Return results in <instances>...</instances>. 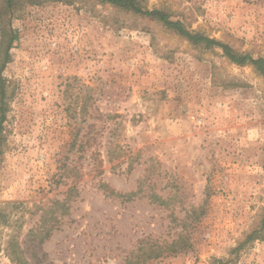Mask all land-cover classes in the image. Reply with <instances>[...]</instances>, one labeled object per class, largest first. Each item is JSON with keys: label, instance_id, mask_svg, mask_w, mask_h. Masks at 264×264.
I'll list each match as a JSON object with an SVG mask.
<instances>
[{"label": "rangeland", "instance_id": "374dc122", "mask_svg": "<svg viewBox=\"0 0 264 264\" xmlns=\"http://www.w3.org/2000/svg\"><path fill=\"white\" fill-rule=\"evenodd\" d=\"M136 1L264 58V0ZM7 16L0 206L29 264H264L263 75L98 0Z\"/></svg>", "mask_w": 264, "mask_h": 264}, {"label": "trees", "instance_id": "16d2710c", "mask_svg": "<svg viewBox=\"0 0 264 264\" xmlns=\"http://www.w3.org/2000/svg\"><path fill=\"white\" fill-rule=\"evenodd\" d=\"M102 3H108L113 6L122 8L124 10L133 12L135 14H139L142 16L150 17L154 20L161 22L165 27L175 31L180 36L186 38L193 44L203 43L206 46H215L222 50L224 56H226L230 62L238 64V65H252L261 75L264 76V58L258 57L253 58L249 54L238 53L233 50L229 45L219 42L215 39L203 36L199 33H195L185 28L184 25L179 20H171L167 13L158 9H146L140 6V4L136 0H98ZM13 0H4V4L0 7V37H3L6 33L10 37V27L6 30V22L8 20L7 14L10 12V7ZM6 32V33H5ZM15 39V36H11V38L7 41V47L4 52V56L0 65V72L5 67L6 63L9 59V49L11 47L12 40ZM4 90L0 88V153H1V142L3 141L2 137V123L5 119V109H4ZM100 187H104L103 184H100ZM56 204H60L56 202ZM63 207V203H61ZM11 211V210H10ZM10 217V220H9ZM12 213L7 212L5 208L0 206V250L3 251L6 256L10 259L12 264H29L27 259L24 256L23 249L21 248L20 241L18 240L16 232L13 230L12 226ZM10 221V222H9ZM10 227V234H8L7 240L2 242V233L4 232V228ZM263 229V225L260 229L253 230L248 234L245 241L242 244H239L238 248H240L244 243L250 242L258 237H260V231ZM49 230H43L38 232L40 238L37 236L39 241L46 239L49 236ZM29 234H32V231H29ZM4 245V246H3ZM3 246V248H2Z\"/></svg>", "mask_w": 264, "mask_h": 264}]
</instances>
